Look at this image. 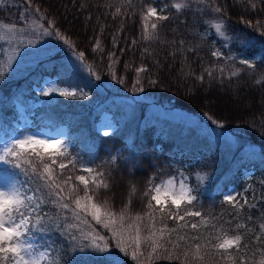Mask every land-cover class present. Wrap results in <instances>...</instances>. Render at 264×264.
<instances>
[{
    "label": "trees",
    "instance_id": "1",
    "mask_svg": "<svg viewBox=\"0 0 264 264\" xmlns=\"http://www.w3.org/2000/svg\"><path fill=\"white\" fill-rule=\"evenodd\" d=\"M119 2L120 0H33L34 4L44 10L48 20H54L61 32L70 37L77 51L85 53V63L101 76L100 80H94V84L90 86L88 73L79 71L71 77V82L90 95L101 94L102 100L106 102L103 110L111 113L118 127L111 138L104 140L111 142L113 147H129L128 156L119 157L118 168L112 170L110 189L100 190L101 198H108L113 211L117 213L127 205L130 216L143 214L146 201L143 192L149 176L160 178L163 174L166 176L174 173L176 167H182L195 188V194H198L197 208L207 214L205 218L210 222L208 229L197 233L200 236L199 242L202 243L206 236L228 232L229 235L239 233L245 240L252 237L251 245L255 246L257 242L252 234L254 232L256 236L261 235L260 225L264 224V87L256 86L252 77L233 78L231 81L225 79L223 83L219 79L211 80L207 77L205 69H211L214 75H218V62L209 53L212 40L201 38V32L209 29V24L205 21L213 19L211 13L201 15L194 5L178 18L173 15L170 21L159 22L151 18L145 20L139 9L143 0H133L131 9L125 6V17L113 19L114 9L105 5ZM156 2L164 5L170 0ZM228 3L229 29L226 34L232 38L228 50L247 54L264 52V36L239 19L241 14L249 19L252 16L243 13L242 3H236L235 0H228ZM26 7V0H2L0 24H16L17 27L32 25L37 17L26 15ZM154 22L163 23L166 27L159 30L158 40L154 38L149 41L145 37L153 33L151 24ZM4 33L5 30L0 28V35ZM97 39L103 51L94 53L92 49ZM132 39L138 41L137 45L130 44ZM180 39L186 42L183 53L172 43L173 40ZM42 43L49 46L62 45V41H57L55 37H45ZM4 44L5 42L0 41V69L5 71V76L0 81V130L7 133L9 129L17 130L13 124L19 122L18 105L30 112V101L34 98L36 89L46 79H56L61 70V57H71L72 53L65 47L54 57L55 64L50 60H43L35 64L27 74L14 80L7 75L3 65ZM145 47L153 53L146 60L141 58ZM188 48H197V52L189 53ZM111 52L117 54L114 69L118 75L126 76L130 82L135 78V68L146 63L153 78L161 81L160 85H145L144 93L135 94L129 91L130 84H118L108 75V53ZM171 52H176L177 55L173 57ZM155 61H159V65ZM257 62L259 67V61ZM193 72L205 75L203 84L190 75ZM64 84L65 81L62 80L60 85ZM80 102L82 103V99ZM81 103L74 110L64 105H56L50 110L34 109L32 127H49L53 130L66 126L68 138L81 156L88 155L87 150L93 144L99 149L98 152H103L101 139L94 129L100 111L94 113L92 109L82 110ZM151 103L178 108L195 115L207 128L229 132L238 143L232 159L227 164L220 165L218 152L214 154L209 147L193 146L185 135H176L154 125H144L143 119ZM209 115L220 120L224 127L219 128L213 124L207 118ZM245 146L257 150L254 153H244L242 150ZM110 155L104 156L106 160L95 156V163L107 161ZM250 167L254 168V172L247 181L248 203L244 204V200H240L243 207L225 203V194L234 186L244 184V171ZM205 169H210L207 174L209 179L200 181L199 176L206 173ZM82 187L81 185L80 188ZM132 187L136 191L133 192ZM45 211L58 213L60 209L59 206L49 205ZM161 215L159 211L155 213L158 227L161 226ZM193 220V217H186L179 224L167 219L164 222L169 229H177V232L172 233L175 241L178 235L195 236L190 224ZM185 223L187 228L180 227ZM238 224L245 225L246 230L236 228ZM213 225L216 227L213 228ZM96 227L102 233H108V230L100 228L102 225ZM33 235L40 248L48 251L59 264H104L90 253L73 251L67 238L60 232H34ZM146 235L147 232H142V236ZM196 242L189 240L191 244ZM140 250L145 253L141 258L144 264H175L168 260H149L147 254L150 248L147 241L142 242ZM113 251L122 257L123 264H137L131 256H124L116 249ZM257 256L259 257L258 252ZM200 264H212L211 255L205 256V261Z\"/></svg>",
    "mask_w": 264,
    "mask_h": 264
},
{
    "label": "snow or ice",
    "instance_id": "2",
    "mask_svg": "<svg viewBox=\"0 0 264 264\" xmlns=\"http://www.w3.org/2000/svg\"><path fill=\"white\" fill-rule=\"evenodd\" d=\"M235 2L242 3L243 13L252 16L249 19L241 14L240 22L264 36V0ZM26 3L25 14L37 17L32 25L17 27L16 24H0V28L5 30L4 35H0V41L10 44L18 40L12 48L13 55L8 58L7 70L22 74L26 70L25 56L30 58L33 64L43 60H50L55 64L54 57L66 47L72 56L61 57L60 73L56 80L46 84L41 90V95L86 98L90 93L72 83L71 77L78 73L81 67L88 73L90 86L94 84V80H100L101 76L94 73L85 63V53L77 51L70 37L61 32L54 20H48L41 7L34 4L33 0H26ZM194 5L199 14L209 12L213 16L212 20L205 21L209 24V29L205 34H201L202 39H206L207 33L212 29L214 34L224 41L232 39L226 34L229 29L228 0H170L164 5H159L156 0H143L139 9L145 20L151 18L154 21L165 22L170 21L173 15L178 18ZM125 6L131 9L133 0H120L119 4L105 5L114 9L113 19L127 15ZM258 16L262 18L257 19ZM164 27L166 25L163 23H152L151 29L154 31L145 39L158 40L159 30ZM45 37H55L57 41H62V45L49 46L42 43ZM137 43L136 39L130 41L133 46ZM172 43L183 53L185 40H173ZM115 44L116 40L113 37V45ZM22 51L24 56L21 55ZM92 51L94 53L103 51L98 39ZM187 51L196 53L197 48H188ZM209 53L218 62L216 67L218 75H214L211 69L204 70L209 79H219L223 83L225 79L231 81L233 78L252 77L256 86L264 87V57L260 58L258 67L256 59L234 55L230 50L226 55L215 45L209 48ZM116 55L115 52L108 53L107 68L108 75L118 84L125 86L130 84L129 91L135 94L144 93L145 85L148 87L160 85L161 81L153 78V73L146 63L135 68V78L130 82L126 76L118 75L114 69V64L117 63L114 59ZM152 55L147 47L141 52V58L144 60ZM170 55L175 57L177 53L171 52ZM155 64L159 65V61H155ZM190 75L201 84L205 81V75H197L194 72ZM4 76L5 71L0 69V81ZM62 80L65 84L59 86ZM207 118L219 128L224 127L220 120L213 119L210 115ZM110 134L108 131L103 133L104 136ZM71 148L72 145L67 140L40 138L35 133L12 138L0 146V264H42L46 253L34 254V245L30 241L34 239V232L49 231L60 232L67 238L73 251L90 253L104 264H123L122 257L113 251L114 249H118L124 256H131L137 264H144L141 258L145 253L140 250L144 241L148 242L150 248L147 258L152 261L200 264L205 261V256L211 255L212 264H264V224L260 225L261 235L256 236L254 232L252 234L257 242L255 246L251 245L252 237L245 240L239 233L229 235L228 232L206 236L203 243L199 242V235L192 237L178 235L174 241L172 233L177 232V229H169L164 222L165 219L179 224L185 221L186 217L204 220L207 215L202 214L197 208L195 202L198 201V194H193V189L188 187L186 182L180 183L177 188L173 180L158 184L159 177L150 175L143 192L146 197L143 214L130 216L127 205L117 213L113 211L108 198H101L100 190L110 189L112 170L118 168L119 158L110 155L107 161L96 164V157L89 153L88 161L84 162L73 155ZM77 172L87 175H76ZM131 190L136 191L135 187ZM238 196L239 193L226 194L224 202L233 207L236 205L243 207ZM241 199L244 200V204L248 203L246 196ZM49 205L59 206L60 212L45 211ZM157 211L162 214L159 227L155 219ZM96 225H102L110 234L102 233ZM187 226V223L180 225L184 228ZM215 227L216 225H213V228ZM236 228L246 230L243 224L236 225ZM191 229H198V223H191ZM142 232H147V235L142 236ZM189 240L197 242L191 244ZM257 252L260 257L258 261ZM48 264H59V261L49 258Z\"/></svg>",
    "mask_w": 264,
    "mask_h": 264
},
{
    "label": "rangeland",
    "instance_id": "3",
    "mask_svg": "<svg viewBox=\"0 0 264 264\" xmlns=\"http://www.w3.org/2000/svg\"><path fill=\"white\" fill-rule=\"evenodd\" d=\"M206 31L201 32V34H205ZM206 38H211L212 45H215L217 48H221L227 55L229 52V41H224L222 38L216 36L214 34V29L207 33ZM18 43V40H14L12 43H5L3 49V65L7 70L8 65V58L13 55L12 48ZM232 54L241 56L243 58L249 59H256L257 61L260 60L261 57H264V52L258 53H242L239 51H231ZM21 55L24 56V52H21ZM19 59V58H17ZM26 70L22 74H16L14 71H8L7 75L11 77V79H17L21 76L27 74L29 70L35 65L31 63L30 58L24 57ZM13 68H15V63H13ZM80 73H87L83 67L80 68ZM56 80L55 78H48L42 82V85L36 89V95L30 101L31 111L26 112L22 106L17 107L19 112V122L14 124L16 131L9 129L7 133L0 130V146L4 143L9 142L12 138L21 137L24 134H37L40 138H58L67 140L71 145L72 148L70 151L73 153L74 156H78L82 161L86 162L89 159V153H92L94 156H98L100 160H106L107 154L115 155L118 158L124 156H128L129 147L124 145H116L115 147L112 146L111 142L106 141L104 139H109L113 136L115 131L117 130V125L112 117L111 113L108 111L103 110V106L106 102L102 100V95L97 94L96 96L88 95L86 98L82 99V103L80 99L77 98H66L53 95L51 97L41 95V90L46 86V84L51 83L52 81ZM61 86V85H59ZM78 103H81V109L87 110L92 109L94 113H98L99 119L96 122L94 129L98 133L100 140V144L103 147V152H98V148H95L94 144L89 147L87 150V154L85 157L81 156L77 148H75L74 143L69 140L68 138V129L66 126H60L55 129H50L49 127H40V128H33L34 122H32V115L34 114V109L42 108V109H54L56 105H64L68 106L71 109H76ZM144 125H154L157 128H163L164 131L174 133L176 135H185L189 137V140L193 146L198 147H209L211 150L214 151V154L218 152V161L220 165L224 163H228L232 159L233 153L236 151L238 147V143L236 139L227 131L220 130V129H210L207 128L204 124H202L199 119L186 111L180 110L178 108H173L171 106H161L156 104H150L148 110L146 112V116L143 119ZM105 131L110 132L109 136H104L103 133ZM257 149L249 146H245L243 148L244 153H254ZM105 156V157H104ZM104 157V158H103ZM95 166V165H94ZM216 167V166H215ZM175 172L164 176V174L157 180L158 184L166 183L168 180H173L176 187L178 188L180 183L186 182L188 187L193 189V194H195V188L190 183L188 175L184 172V168L176 167ZM205 174H200L199 180L206 181L209 179L207 175L210 172V169H205ZM254 168L250 167L246 169L243 174V181L244 184H239L231 188V190L226 194H236L239 193L238 196L239 200L241 197L246 196L247 190V181L253 175ZM76 175H87L86 173L77 172ZM203 178V179H201ZM225 194V195H226ZM163 195V193H162ZM224 199V197H223ZM196 203V202H195ZM199 205V204H198ZM183 207V206H182ZM201 211V210H200ZM202 212V211H201ZM202 214H204L202 212ZM211 216V215H210ZM209 217V216H208ZM212 217V216H211ZM90 218V217H89ZM208 219V218H207ZM204 218L207 222L205 223L204 220L200 218H194L191 223H198V229L193 230L194 234L202 233V231L209 228L210 222ZM213 220V218H212ZM102 230L107 231V229ZM79 235V233H77ZM34 245V254H39L41 252L46 253L45 259L42 264H48L49 258L52 259V255L44 250L41 249L40 245L37 243V240L34 238L30 241ZM203 243V242H202ZM115 250V249H114ZM118 250V249H116ZM119 251V250H118ZM120 253V252H119ZM103 255V254H100ZM260 258L257 256L256 260L258 261Z\"/></svg>",
    "mask_w": 264,
    "mask_h": 264
}]
</instances>
